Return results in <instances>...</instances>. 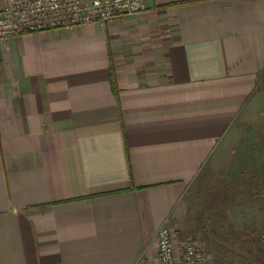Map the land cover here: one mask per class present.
<instances>
[{"label":"crops","instance_id":"0c3cea01","mask_svg":"<svg viewBox=\"0 0 264 264\" xmlns=\"http://www.w3.org/2000/svg\"><path fill=\"white\" fill-rule=\"evenodd\" d=\"M144 3L0 42V264H154L198 178L263 162L264 0Z\"/></svg>","mask_w":264,"mask_h":264},{"label":"rangeland","instance_id":"374dc122","mask_svg":"<svg viewBox=\"0 0 264 264\" xmlns=\"http://www.w3.org/2000/svg\"><path fill=\"white\" fill-rule=\"evenodd\" d=\"M243 163L227 160L203 181L198 178L187 197L186 219L169 226L176 247L191 237L205 264H264V160Z\"/></svg>","mask_w":264,"mask_h":264},{"label":"built area","instance_id":"2783aa9c","mask_svg":"<svg viewBox=\"0 0 264 264\" xmlns=\"http://www.w3.org/2000/svg\"><path fill=\"white\" fill-rule=\"evenodd\" d=\"M146 10L144 0H23L0 10V42L23 35L71 30L89 24L101 28L120 19H132ZM154 264H205L201 247L185 237L176 247L172 233L162 227L156 234ZM135 264H153L139 258Z\"/></svg>","mask_w":264,"mask_h":264}]
</instances>
